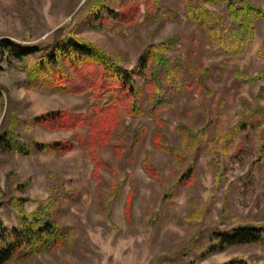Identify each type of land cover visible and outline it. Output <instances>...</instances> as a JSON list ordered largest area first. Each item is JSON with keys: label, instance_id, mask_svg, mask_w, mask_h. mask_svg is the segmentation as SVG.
Segmentation results:
<instances>
[{"label": "rangeland", "instance_id": "rangeland-1", "mask_svg": "<svg viewBox=\"0 0 264 264\" xmlns=\"http://www.w3.org/2000/svg\"><path fill=\"white\" fill-rule=\"evenodd\" d=\"M252 1L264 9V0ZM130 2L0 0V38L41 43L66 26V33L102 46L127 68L138 64L149 44L175 36L165 56L179 88L170 107L159 113L158 144L176 148L175 156L153 146L156 122L147 113L119 110L105 135L84 126L27 124L50 110L90 113L96 101L87 94L29 87L21 67L26 58L0 49V126L13 112L20 118L14 129L23 142L75 143L55 153L0 152V220L15 226L19 209L34 211L53 197L56 220L72 238L30 261L7 264H212L233 258L264 264L263 244L208 247L215 230L264 226V18L255 22L256 38L238 56L212 51L203 29L189 19L184 0H160L148 17L142 2L135 18L119 29L91 25L99 4L119 9ZM207 5L229 23L225 1ZM158 71L167 86L166 71L162 66ZM142 97L145 108L144 91ZM91 149L101 166L95 165ZM148 154L154 174L144 166Z\"/></svg>", "mask_w": 264, "mask_h": 264}, {"label": "trees", "instance_id": "trees-1", "mask_svg": "<svg viewBox=\"0 0 264 264\" xmlns=\"http://www.w3.org/2000/svg\"><path fill=\"white\" fill-rule=\"evenodd\" d=\"M159 1L131 0L128 5L119 9L111 8L106 3L99 4V7L91 12L95 21L91 25L94 28L105 26L119 29L135 18L142 2L148 17ZM184 1L189 19L203 29L212 51L219 54L236 56L244 54L256 38L255 22L264 18V9L252 0ZM221 1L227 3L230 19L227 25L224 24L222 14L207 5ZM65 29L66 26L59 27L50 40L41 43H24L2 37L0 49L6 50L16 59L26 58V64L21 67L27 73L29 87L46 92L87 94L96 101L94 111L84 113L50 110L29 118L26 123L39 124L47 128L84 126L88 132L105 135L109 132V122L117 120L119 110L129 115L147 113L153 116L156 122L153 146L163 147L177 156L176 148L158 144L163 130L159 113L170 107L171 97L179 91L173 78L176 75H173L170 60L165 56V51L174 46L177 37L167 36L157 44H149L140 56L138 64L134 68H127L102 46L74 33H66ZM159 66L166 71L167 86L162 83ZM137 76L143 80L142 87ZM143 91L147 99L145 108L142 107ZM2 92L0 88V95ZM18 121L20 118L11 112L6 124L0 126V152L28 155L34 151L55 153L75 147V143L70 139L53 141L32 139L30 143H25L14 129ZM180 129L185 133L188 131L185 126ZM144 130L143 126L142 130L135 133V140ZM79 140L85 141L84 136L80 135ZM116 149L119 150L120 147ZM90 156L97 167L103 164L94 149L90 150ZM147 156L144 166L147 172L154 174L151 157L149 154ZM54 201L55 198L49 197L42 201L36 210L30 212L23 208L19 209V223L15 226H7L0 220V264L11 261L27 262L38 254L65 246L71 241V230L61 228L56 220L52 203ZM210 241L208 246L210 250L239 243L264 245V226L245 224L233 226L229 230H215L210 235ZM212 264L245 262L242 258H233L223 263Z\"/></svg>", "mask_w": 264, "mask_h": 264}]
</instances>
